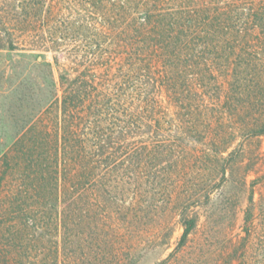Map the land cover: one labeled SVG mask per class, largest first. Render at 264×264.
<instances>
[{"label":"trees","instance_id":"obj_1","mask_svg":"<svg viewBox=\"0 0 264 264\" xmlns=\"http://www.w3.org/2000/svg\"><path fill=\"white\" fill-rule=\"evenodd\" d=\"M225 1L0 0V264H111L151 206L187 245L264 135V0Z\"/></svg>","mask_w":264,"mask_h":264},{"label":"rangeland","instance_id":"obj_2","mask_svg":"<svg viewBox=\"0 0 264 264\" xmlns=\"http://www.w3.org/2000/svg\"><path fill=\"white\" fill-rule=\"evenodd\" d=\"M82 15L89 20L93 18L86 12ZM26 41L21 37L17 44L30 49L31 43ZM67 45L71 47V43ZM47 56L53 61L55 54ZM58 56L62 62L69 59L67 54ZM235 147L237 153L229 162L225 180L210 190V202L188 209L187 215L198 218V226L184 248L179 247L184 229L178 210L177 213L171 208L168 210L167 205L155 210L151 206L148 218L138 224L127 227L118 224V232L113 234L110 243L116 252L114 258L109 254L102 256L103 261L111 264H164L165 261V264H240L247 259L249 264H260L258 258L264 237V135L239 137ZM195 181L198 185L201 177ZM248 214L252 218L250 223ZM30 252L31 258L25 263L31 264L32 260L38 263L41 251L31 246Z\"/></svg>","mask_w":264,"mask_h":264}]
</instances>
